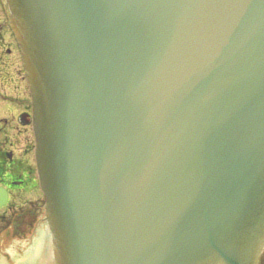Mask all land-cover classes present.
<instances>
[{
  "label": "water",
  "instance_id": "water-1",
  "mask_svg": "<svg viewBox=\"0 0 264 264\" xmlns=\"http://www.w3.org/2000/svg\"><path fill=\"white\" fill-rule=\"evenodd\" d=\"M6 1L56 264H244L264 233V0Z\"/></svg>",
  "mask_w": 264,
  "mask_h": 264
},
{
  "label": "flooded vegetation",
  "instance_id": "flooded-vegetation-1",
  "mask_svg": "<svg viewBox=\"0 0 264 264\" xmlns=\"http://www.w3.org/2000/svg\"><path fill=\"white\" fill-rule=\"evenodd\" d=\"M0 7L4 11L3 16L0 13L2 27L9 16L3 0H0ZM4 33L6 36H2L0 29V70L5 71V76L11 75V78L9 83L4 79L0 82V101L5 100L9 106L15 108L23 101L27 111L18 115L17 121L14 115L10 121L3 113L0 115V242L3 249L8 250L7 247L19 240L14 250L20 249L16 250L14 256L8 251L0 255L2 259H6L8 254L11 255L12 264H28L26 261L32 256L33 248L47 229L46 197L40 186L36 166L32 100L27 78L22 69L12 67L11 74L7 71L9 65L3 58L12 53V44L6 30ZM2 110L3 105L0 106V113ZM33 231L36 236L22 249L21 245L25 246L24 238ZM5 262L1 261L0 264L10 263L7 260ZM258 264H264V251Z\"/></svg>",
  "mask_w": 264,
  "mask_h": 264
},
{
  "label": "rangeland",
  "instance_id": "rangeland-1",
  "mask_svg": "<svg viewBox=\"0 0 264 264\" xmlns=\"http://www.w3.org/2000/svg\"><path fill=\"white\" fill-rule=\"evenodd\" d=\"M0 13L2 14L1 16H3V14H4V11H2L1 10V7H0ZM13 41V40H12ZM14 50L18 53V55H19V52H18V47L17 46H14ZM15 52V53H16ZM17 55V56H18ZM7 58H9V56H5L4 58H3V60L4 59H7ZM7 63H9V62H7ZM18 65V66H17ZM19 68L20 69V67H21V64H20V61H19V59H15L14 60V68ZM10 68H12L11 66H9V68H8V70L7 71H9L10 72ZM13 70V69H12ZM12 70H11V72H12ZM11 72H10V74H11ZM0 73H3V74H0V82H3V79H4V81H7V83H9V81H10V78H11V75H9V76H5L4 75V73H5V71L4 70H0ZM21 100V99H20ZM3 105V110H2V112L0 113V115L3 113V115L4 116H6V117H9L8 119H9V121L11 120V116L12 115H14L13 117H14V119L17 121L18 120V115H20V114H23V113H26V107H25V103L22 101V102H19L18 104H17V108H15V107H13V106H9L8 105V103L4 100V101H0V106H2ZM3 117V116H2ZM12 117V118H13ZM14 122V123H17V122ZM16 125V124H15ZM1 228V227H0ZM1 236V235H0ZM36 236V233H35V231H33V232H31V234H29V235H27L24 239V243H25V246L24 245H21V248L22 249H25V247L27 246V243L28 242H30V240H32L34 237ZM19 241V240H18ZM17 241V242H18ZM17 242L14 244H11V246H9V247H7L8 248V250H5V249H3V245L1 244V242H0V254H5L7 251H8V253H10V254H12V256H14V253L15 252H17L16 250H20V249H16V250H14L15 249V246H16V244H17ZM2 249H3V251H2ZM12 256L11 255H7L5 258L6 259H2V257H1V255H0V262L1 261H4L5 262V260H7V261H9L10 263H8V264H12V260H11V258H12ZM17 259V258H16ZM6 263V262H5ZM19 262H17L16 264H18Z\"/></svg>",
  "mask_w": 264,
  "mask_h": 264
},
{
  "label": "bare ground",
  "instance_id": "bare-ground-1",
  "mask_svg": "<svg viewBox=\"0 0 264 264\" xmlns=\"http://www.w3.org/2000/svg\"><path fill=\"white\" fill-rule=\"evenodd\" d=\"M43 240V239H42ZM42 240L33 248L34 249V251H33V254H34V252L38 249V247L41 245V243H42ZM32 254V255H33Z\"/></svg>",
  "mask_w": 264,
  "mask_h": 264
}]
</instances>
